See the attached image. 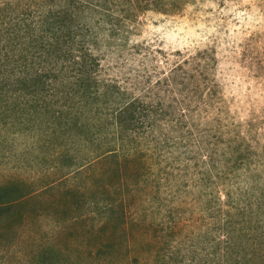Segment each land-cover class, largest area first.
Returning a JSON list of instances; mask_svg holds the SVG:
<instances>
[{
	"label": "rangeland",
	"instance_id": "rangeland-1",
	"mask_svg": "<svg viewBox=\"0 0 264 264\" xmlns=\"http://www.w3.org/2000/svg\"><path fill=\"white\" fill-rule=\"evenodd\" d=\"M175 1L94 47L156 110L124 183L111 137L2 112L0 264H264V0Z\"/></svg>",
	"mask_w": 264,
	"mask_h": 264
},
{
	"label": "trees",
	"instance_id": "trees-1",
	"mask_svg": "<svg viewBox=\"0 0 264 264\" xmlns=\"http://www.w3.org/2000/svg\"><path fill=\"white\" fill-rule=\"evenodd\" d=\"M175 4V0H0V116L5 110L11 122L12 117L36 121L49 125L53 134L58 127L77 129L89 145L94 143L92 135L111 137L108 147L93 151L94 160L115 163L124 183L125 170L136 168L128 167V159L140 160L138 149L153 135L156 110L101 76L94 47L102 32L127 31L140 15L169 12L177 8ZM6 188L0 191V223L7 222L2 221V212H10L22 198Z\"/></svg>",
	"mask_w": 264,
	"mask_h": 264
}]
</instances>
